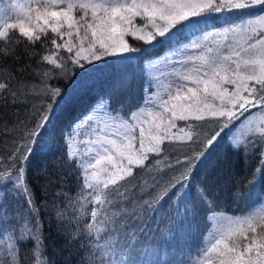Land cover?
<instances>
[{"label":"snow or ice","instance_id":"obj_1","mask_svg":"<svg viewBox=\"0 0 264 264\" xmlns=\"http://www.w3.org/2000/svg\"><path fill=\"white\" fill-rule=\"evenodd\" d=\"M8 4L0 6V113L16 111L11 120L0 115V264H55L47 257L40 206L28 179L32 158L54 138L57 111L69 102L52 81L67 78L69 64L131 59L138 49L129 36L148 45L160 43L158 38L173 44L162 60L169 70L151 77L155 83L144 88L142 101L121 97L119 107L101 101L63 134L60 159L68 171L49 184L74 176L78 189L75 196L55 192L62 198L52 216L61 251H67L63 264H160L159 249L179 247L185 226L202 212L212 228L195 249H181L168 264H264V198L229 216L219 186L191 184L225 130L230 150L245 162L258 154L248 186L264 178V13L230 18L264 9V0ZM182 35L194 38L182 44ZM49 39L53 47L38 53L36 44ZM21 55L38 57L36 68L8 66ZM25 73L38 83L21 79ZM101 112L104 119L97 118ZM83 130L89 135L80 140ZM171 144L179 145L178 158L167 151ZM43 171L50 175L47 165ZM229 194L235 203L250 192L237 185Z\"/></svg>","mask_w":264,"mask_h":264},{"label":"trees","instance_id":"obj_2","mask_svg":"<svg viewBox=\"0 0 264 264\" xmlns=\"http://www.w3.org/2000/svg\"><path fill=\"white\" fill-rule=\"evenodd\" d=\"M257 13H264V9L256 7L242 13L234 12L230 18L237 19L243 15H255ZM51 35L49 33L50 37ZM193 38L182 35L181 42L185 44ZM158 39L160 43H154L153 45L136 40L132 45L138 51L131 54V59L119 60L117 57H105L102 61H95L92 64L85 63L83 68L73 67L69 64L70 72L68 77L52 81L54 85L64 90L65 98L69 102L62 111H57L52 125L54 138L51 145L38 152L32 158L28 179L35 192L37 205L40 206V218L44 223V233L47 237V257L54 261L55 264H63V261L67 258V251H61L63 240L56 235L55 221L52 216L54 203L62 202V198H56L55 192L62 189L67 194L75 196L78 191L74 176L66 177L67 182L63 185L49 184V179H52L61 171H68L60 159L64 153L61 138L63 134L72 130L73 125L77 121L82 120L91 113L101 101L107 102L110 107H119L117 100L121 97L142 101L144 88L155 83V81L151 80V77L158 72L169 70L162 60L167 57L164 50H170L174 45L163 38ZM57 42L61 43L62 41L58 39ZM52 47L49 39L46 45L38 42L35 50L38 53H44L46 48L51 49ZM62 55L68 56L67 52L63 50ZM37 60L38 57L29 59L27 56L21 55L18 63L13 64L9 60L8 66L13 69L23 67L31 70L36 68ZM153 63L157 64L158 67L156 69L150 67ZM21 79L38 83V79L28 73H25ZM152 91H155V88ZM15 111L14 108L9 107L0 115L7 120H11L14 118ZM97 118L104 119L103 113H97ZM177 123L178 126H183V122ZM88 135V131L83 130V134L78 139L83 140ZM229 135L231 133L225 130L224 138L220 140L200 164L192 177L191 184L193 189L198 184H208L213 188L219 186V202L223 206L224 212L232 215L244 214L250 204L252 206L264 197V178L258 179L251 187L248 186L247 181L251 179L252 173L259 164L258 154L251 157L248 162H245L241 156L230 150L228 144ZM166 146L167 151L173 155V158H178L181 155L179 145L171 144ZM0 147H3V145H0ZM45 165H47L50 175L46 176L43 171ZM173 174L169 173V176ZM237 185L245 194L250 192V195H245L244 198L233 203L229 189H235ZM169 200H171V197H169ZM167 205L168 201L165 202V207ZM212 226L211 222L205 223L204 213L202 212L195 221L185 226L179 237V247L173 244L171 247L164 246L159 249L160 264H168L170 260L179 257L181 249L185 252L188 248L195 249L202 241L204 235L207 234V230L211 229ZM24 247L29 248L30 245H24Z\"/></svg>","mask_w":264,"mask_h":264},{"label":"rangeland","instance_id":"obj_3","mask_svg":"<svg viewBox=\"0 0 264 264\" xmlns=\"http://www.w3.org/2000/svg\"><path fill=\"white\" fill-rule=\"evenodd\" d=\"M20 2H27V0H20ZM0 6H3L4 8H8L9 7V4H8V0H0ZM137 22H139V21H137ZM65 39H67V37H65ZM126 39L129 41V43L130 44H134L135 43V41L136 40H133L132 39V37L131 36H129V37H126ZM190 42H188V43H185V44H189ZM171 51H172V49H170V50H164V52H166V55L167 56H169L170 55V53H171ZM67 55H69L68 53H67ZM164 56V55H163ZM158 60V59H157ZM94 63V62H93ZM264 198V197H263ZM261 201V200H260ZM259 201V202H260ZM258 203V202H257ZM257 203H255V204H257ZM255 204H253V205H255ZM252 205V206H253ZM251 206V204H250V207H252ZM249 207V208H250ZM227 214V213H226ZM227 215H229V216H235V215H242V213L241 214H234V215H232V214H227Z\"/></svg>","mask_w":264,"mask_h":264}]
</instances>
